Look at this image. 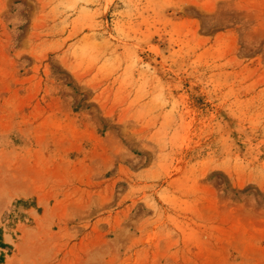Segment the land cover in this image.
Segmentation results:
<instances>
[{"label":"rangeland","instance_id":"374dc122","mask_svg":"<svg viewBox=\"0 0 264 264\" xmlns=\"http://www.w3.org/2000/svg\"><path fill=\"white\" fill-rule=\"evenodd\" d=\"M0 264H264V0H0Z\"/></svg>","mask_w":264,"mask_h":264}]
</instances>
